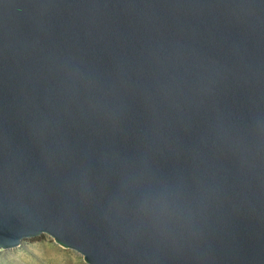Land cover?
Here are the masks:
<instances>
[{
  "label": "water",
  "instance_id": "obj_1",
  "mask_svg": "<svg viewBox=\"0 0 264 264\" xmlns=\"http://www.w3.org/2000/svg\"><path fill=\"white\" fill-rule=\"evenodd\" d=\"M264 264V0H0V249Z\"/></svg>",
  "mask_w": 264,
  "mask_h": 264
},
{
  "label": "rangeland",
  "instance_id": "obj_2",
  "mask_svg": "<svg viewBox=\"0 0 264 264\" xmlns=\"http://www.w3.org/2000/svg\"><path fill=\"white\" fill-rule=\"evenodd\" d=\"M0 264H87L78 252L61 247L42 234L14 248L0 249Z\"/></svg>",
  "mask_w": 264,
  "mask_h": 264
},
{
  "label": "trees",
  "instance_id": "obj_3",
  "mask_svg": "<svg viewBox=\"0 0 264 264\" xmlns=\"http://www.w3.org/2000/svg\"><path fill=\"white\" fill-rule=\"evenodd\" d=\"M39 237V236H38Z\"/></svg>",
  "mask_w": 264,
  "mask_h": 264
}]
</instances>
